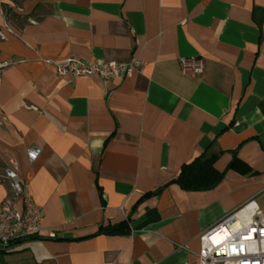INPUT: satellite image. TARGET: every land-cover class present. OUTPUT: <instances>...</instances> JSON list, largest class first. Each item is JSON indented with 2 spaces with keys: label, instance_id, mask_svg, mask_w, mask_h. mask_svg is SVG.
Returning <instances> with one entry per match:
<instances>
[{
  "label": "crops",
  "instance_id": "obj_1",
  "mask_svg": "<svg viewBox=\"0 0 264 264\" xmlns=\"http://www.w3.org/2000/svg\"><path fill=\"white\" fill-rule=\"evenodd\" d=\"M4 23L0 163L43 231L0 247L3 262L199 264L204 230L247 200L264 209V0H0ZM69 56L144 65L104 85L45 63ZM186 57L203 71L182 73ZM203 154L224 172L214 189L169 184Z\"/></svg>",
  "mask_w": 264,
  "mask_h": 264
},
{
  "label": "built area",
  "instance_id": "obj_2",
  "mask_svg": "<svg viewBox=\"0 0 264 264\" xmlns=\"http://www.w3.org/2000/svg\"><path fill=\"white\" fill-rule=\"evenodd\" d=\"M13 33L10 25L0 26V40H6ZM57 76L65 78H95L107 85L116 78L131 77L142 70L144 63L139 59L126 62L114 60H83L69 56L60 60H46ZM7 64H2L5 66ZM182 73L196 76L203 71L204 64L200 58L186 57L179 60ZM42 149L32 146L26 150L29 163H34ZM0 186L7 188L9 195L0 204V245L2 248L15 241L38 236L42 231V208L36 204L32 195L18 175L14 162L0 173ZM242 214V218L237 216ZM236 220L239 228L217 243L214 235L222 233L228 223ZM54 238L53 232L47 233ZM199 264H264V209L252 200H247L238 209L224 216L209 226L199 235Z\"/></svg>",
  "mask_w": 264,
  "mask_h": 264
},
{
  "label": "trees",
  "instance_id": "obj_3",
  "mask_svg": "<svg viewBox=\"0 0 264 264\" xmlns=\"http://www.w3.org/2000/svg\"><path fill=\"white\" fill-rule=\"evenodd\" d=\"M5 12L7 14L9 13V11L4 9L3 13L5 14ZM215 159H216V155L207 156L203 154L201 156L196 157L189 164L182 166L177 178L171 181L169 184H173V183L177 184L182 190L189 191V192H204V191H209V190L214 189L222 181L224 177V172H218L214 169ZM162 188H159L156 192L147 194L146 196L141 198V200H144L148 197H152ZM126 223L127 221L122 223L121 226ZM109 231L110 229L106 228V229L100 230L97 234L107 233ZM34 238L40 239L38 237H34ZM34 238L30 237L25 240L15 241V242H12L10 246L16 245L20 242L31 240Z\"/></svg>",
  "mask_w": 264,
  "mask_h": 264
},
{
  "label": "bare ground",
  "instance_id": "obj_4",
  "mask_svg": "<svg viewBox=\"0 0 264 264\" xmlns=\"http://www.w3.org/2000/svg\"><path fill=\"white\" fill-rule=\"evenodd\" d=\"M20 120H22V118L21 117H18ZM240 219V218H242V214H239L238 216H237V219ZM238 228H239V224H238V222L236 221V220H233V221H231L230 223H228V225L226 226V228H224L223 230H222V233L221 234H218V235H214V237L212 238L214 241V243H217V242H220V241H222L225 237H226V235H228V234H230V233H236L237 232V230H238Z\"/></svg>",
  "mask_w": 264,
  "mask_h": 264
},
{
  "label": "rangeland",
  "instance_id": "obj_5",
  "mask_svg": "<svg viewBox=\"0 0 264 264\" xmlns=\"http://www.w3.org/2000/svg\"><path fill=\"white\" fill-rule=\"evenodd\" d=\"M7 167V164H1L0 163V173ZM9 193V192H8ZM3 256L4 254L2 253V251L0 250V264H6V262H3Z\"/></svg>",
  "mask_w": 264,
  "mask_h": 264
},
{
  "label": "water",
  "instance_id": "obj_6",
  "mask_svg": "<svg viewBox=\"0 0 264 264\" xmlns=\"http://www.w3.org/2000/svg\"><path fill=\"white\" fill-rule=\"evenodd\" d=\"M10 246V244H7V245H5L4 247L6 248V247H9ZM0 247H2V245H0Z\"/></svg>",
  "mask_w": 264,
  "mask_h": 264
}]
</instances>
